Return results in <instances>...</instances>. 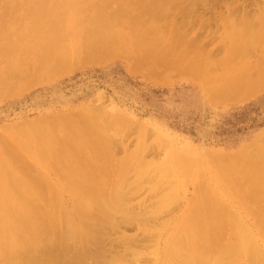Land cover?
Returning a JSON list of instances; mask_svg holds the SVG:
<instances>
[{
  "label": "rangeland",
  "instance_id": "1",
  "mask_svg": "<svg viewBox=\"0 0 264 264\" xmlns=\"http://www.w3.org/2000/svg\"><path fill=\"white\" fill-rule=\"evenodd\" d=\"M160 1L161 0H0V162H2L5 156L17 155L19 157L22 154L23 157H21L22 155L20 156L22 161L26 162L25 164H27L28 161V166H35V174L37 176L39 175V178L40 175H46L44 178L46 179L48 177V179H50H46V182L48 180L47 183L49 188L52 185L50 188L51 190L48 189L47 192H43L44 187L41 188V185L45 186L47 183H45L44 180L42 181L41 176L39 181L42 184L39 183L38 196L42 195L41 199H47L50 195L49 200L50 202L52 201V205H54V202L56 204L58 201V206L60 208L58 206V208H55V210L57 209L58 211L55 212L53 210L54 208H52L55 213L53 214L52 211V214L56 217L55 219L53 216L55 225L53 222L52 225H54L55 228L57 226L60 227V236L64 233V238L58 235L54 236L55 232L58 233L59 231H57L58 228H52L51 232L53 231V233L50 236V251L52 252L56 248H61L59 245H56L58 237L65 240L66 237L69 236L70 238V235L74 233L76 238L71 236L73 241H69V239L66 241L69 246L64 242L65 247L71 249V251L69 250L68 253L65 247H62L64 250L60 249L62 252L67 250L65 253L69 254L68 256L73 260V264L75 258L78 257L77 254L80 256L81 252L78 251H81L84 246V244L81 245L83 240L84 242L86 241V246H90L92 241L93 244H95V242L100 243V246L98 243V245L95 244V246L100 249L103 241L110 246V240L114 242L117 240L118 243L119 239L126 236L128 238H138V236L140 238L143 236L140 238L142 242L146 237L148 238L147 240L150 238L152 239H150V243L149 241L147 242V240L143 242L144 247L147 248V250L143 248L145 252L141 251L144 255L142 258L145 260L141 258L138 262H142V264H174L176 263L175 261H177L180 263L181 260H179L178 256L176 257V253L179 252L182 246L184 247V250L183 247L181 248L183 252L195 246L199 249L204 245V243L199 245L201 241L197 243V240H202L200 237L202 235H199L197 227L195 228V225L190 222L192 219L191 217L195 214V210L199 207V199L202 200L203 204H206L204 203L206 200V202L210 204H212V202H215L217 205L220 204L217 207L222 206L219 207V209H222V211L228 215V222L231 220L230 224L228 223L229 226L228 224L226 225V227H228L227 230H225L227 232L230 229V231L224 234L227 235L226 240L229 237V244L228 240L223 243L226 244L228 248L225 247L227 249L231 250V252L228 251L230 253H232L235 245L231 243H237L238 247H235V249L238 250L236 254L233 252L235 255L232 254L231 258L227 255L229 259L226 262L234 264L237 261L235 264H249V258L253 259L257 256L251 251L252 248L259 250V252H262L261 255H264V219L261 216L264 211V198H261V196H258V194L254 192L248 178L251 172V165L256 164L260 158L264 160V89L249 98L238 97L232 99L226 97V94L221 93L224 92V88L234 83L235 79L245 73L246 68L253 65L254 62L258 60L259 54L264 50V22L261 28L254 27L253 30L251 29L252 31H257L256 34L262 38H259V40L257 38L256 44H254V42L251 46V49L254 51L250 50L247 57H245L246 59H244V55L243 58L242 56H235L231 53V50H234V47L239 45V32L238 35H236L237 37L234 38L236 31H233L232 28L234 27H232L230 23L225 22L227 24L223 23L220 25L217 21L218 18H216V14L221 12L224 13L223 16L226 14L225 17H227L228 13L224 4V6L220 4L221 6L219 5L218 7V5L212 1L210 4L212 6L215 4L214 9H216V14L207 12L204 15L206 20L207 18L211 19L212 27L210 26L209 29L206 27L202 33L196 32L197 38L199 40L201 39V41L203 40L202 42L204 44L202 42L200 44L204 46L203 48L205 50L196 47L198 49H196V51L192 49L194 47H189V55H187L184 53L186 48L182 46V43H179V46L176 45L177 47L175 50L173 49V39L171 38L169 30L160 29L162 31L161 34L159 31L161 36H158V33H156V35L155 32L153 33L152 31L154 23L148 19L146 14L153 6L156 7V4L158 5ZM243 2L242 0L240 4L242 5ZM252 2H248L250 3L248 5L250 8L249 12L251 11L250 13L256 17L254 19H259V17L261 19L262 15L259 8L257 7L256 10H254L253 5L255 8V3ZM244 6L246 5L244 4ZM199 8H201V6ZM224 9L225 11L223 12ZM254 11L256 14L259 13L254 15ZM239 12L240 10H236L234 14L238 16L240 14ZM213 14L215 19H213ZM71 15H75L74 20L70 17ZM237 19L239 20V16ZM230 26L232 28H230ZM108 27H111V29L115 31L118 30V35L120 33L119 38H121L120 41L123 45L121 48L123 51L116 52L117 55L115 56H106L104 53V55L101 54L96 56L91 49L93 47L86 44V35L90 31H103L108 29ZM238 28H241V26H238ZM206 29H208V33L205 31ZM195 30L197 31V28ZM211 30L213 31L211 32ZM204 32L207 34H203ZM209 33L212 35L210 36ZM152 36H154V38ZM204 36L211 38L205 39L206 37ZM159 37H161V39ZM155 38L160 41H158L159 44L156 40L154 42ZM213 41L214 43H212ZM51 43L60 44L62 48L64 47L67 49L66 61L55 65L48 75L40 76L38 74V65L40 60L46 55L45 47ZM253 46L257 48L255 47L254 49ZM178 49L180 50L178 51ZM215 52L217 53L215 54ZM161 53H167L174 57L176 56L178 58L176 59L178 63L177 67L173 68L171 71L161 69L162 64L160 66L161 71L154 69L146 70L137 67L144 57L150 54L155 55ZM86 54L89 56V59H87ZM90 56L94 57L90 59ZM237 57L238 59L235 60ZM249 57H252L251 60ZM247 58H249L248 61ZM15 59L17 61H15ZM240 72L242 73L239 74ZM14 74H17V77ZM11 75H14L17 80L11 79ZM33 78H36L37 81L35 85L29 83V80ZM111 122H114V124L112 125ZM126 122L128 123L127 126H125ZM29 128L32 129L30 135L27 132ZM74 128L80 130L78 136L72 132ZM97 134L98 136L102 134L101 137L104 141L102 138H100L99 141ZM26 137L30 138L32 142L28 149L24 150L23 142ZM105 139L111 142L109 143V147ZM102 141L104 143V150L107 151L108 156L106 152L103 151V147H101ZM53 144L55 148L52 147ZM141 148L142 151L140 152ZM19 150L21 151L19 152ZM26 152L34 153L33 160H27V158H25L27 157ZM141 153L142 156L140 155ZM83 158H87L86 161H88V159L90 160L86 162ZM139 158L140 160L137 161ZM146 158L149 159L146 160ZM252 158L254 159L252 160ZM143 160L145 162H143ZM168 160L170 162H168ZM181 160H183V164H181ZM262 160H259L258 164L264 162ZM118 163H126L128 168H132L131 170L129 168L130 171L128 175H124L126 177L124 179L114 172H112L114 176H112V173L108 174L109 172L104 174L101 173L104 178H101L98 174L99 178L96 177L97 173H93V170L91 171L90 169L93 164L95 165L94 167L97 168L95 170L103 169L102 167L104 166L108 167V164L109 167L114 166L113 169H116ZM247 163L250 164L249 166L247 165L248 168L246 169ZM146 164L147 167L145 166ZM227 166L229 167L227 168ZM5 167L7 168L6 165ZM38 168L42 171L40 172ZM110 169L113 171L112 167ZM170 169L173 173L169 171ZM75 170L77 172H75ZM108 175H111L110 178ZM178 175L180 177H178ZM117 178L118 180L120 179L119 181H122V183H119ZM111 181H114V185H112L113 182L111 183ZM115 181H117L116 184L118 185H123L125 182L126 185L123 186L127 189L132 188L131 185L133 184L134 186L137 184L140 186L141 184L140 187L138 186L139 188L135 187V189L137 188L136 193L139 197L135 196L136 193H134L135 195L132 194L135 192L133 188L130 189L132 193L128 191L131 195H129L128 192H123L125 188L122 186L123 189H121L122 187L120 188V185H117L119 187L117 188ZM139 181L141 182L139 183ZM97 183H99L100 186L102 185V187L99 185L94 186ZM106 184H108V187ZM103 186L107 188L108 193H111V195L114 194L112 196L108 194L109 198L106 196L107 200H105L106 189H103ZM113 186H116L115 189H119L120 191L115 190ZM82 187L86 189L89 188L88 190L90 192L92 191L91 193H96L99 189V193L101 191L100 194L105 197L104 202L107 201L108 203L110 202V198L112 201V199L115 198L114 196L117 195L116 197L118 199V196L120 197L122 194L121 192H123V194L129 195V197L131 196V200L127 195L123 196V194L122 196L124 199L127 197L125 200H122V197L119 198V201L117 199L114 200L117 204L120 202V205L123 204L121 201L125 203V201L129 199L131 203L127 200L130 204L126 201L127 205H122L123 208L130 205L133 211L134 209L136 211L138 210L137 212L139 214L136 212V215L146 216L147 214H144L145 212L142 210L143 207H145V210L160 215H154L153 219L155 218L156 221L155 219H152L153 221L150 220L152 222L147 221L148 225L145 224V227H143V225H141L142 227L138 226L139 219L137 222L132 221L131 227L129 224L124 226V224L119 222V229H110V226L112 227V225H110L112 223V221L110 223V219L115 216L113 213L108 220L110 225L108 226L109 228L106 227L107 221L104 225L107 233H103L104 230L102 229L103 226L100 227L101 224L97 227L94 226L97 222H94L92 226L90 223L93 222L91 221L88 224V228H90V225L91 228H97H94L95 233H97V236L95 234L94 238L96 236L98 240L95 239L94 241L92 237L93 240L88 244L87 238L91 239V237H89L91 235L85 231L86 228L80 223L81 221H79V215L77 214H79L80 210L85 213L91 211L90 209H97L96 205L103 201L98 200V202H95V205L93 204L94 201L93 203L92 200L87 201L90 200V198L93 199L94 197L92 196H95V194L86 193V195L84 194L85 196L83 195L84 199H87L89 196L90 198L87 200L83 199L82 206L86 205L84 207L88 210H83V208L80 209L81 207L78 210L75 207L74 201L82 195L80 193L85 192V190H81L83 189ZM95 187L98 189H95ZM77 188H80L81 191ZM93 188L96 192L92 190ZM208 189H210V191ZM88 190L86 191L88 192ZM206 190L207 192L205 193L207 194L205 195L204 191ZM52 191L54 193H52ZM116 191H118V194H121L118 195ZM2 195L4 196L3 193ZM53 195H56L55 197H57V200L53 198ZM101 195L100 197H102ZM209 198H213V201H209ZM112 203L114 204L113 201L109 204ZM142 203L145 204V206ZM117 204L116 207L118 208ZM73 205L75 206L72 207ZM109 206L111 207V205ZM112 206L114 207L115 204ZM42 207V204H40L39 208L42 209ZM62 210L64 212V217H62L61 214ZM70 212L73 214H71L72 216L68 214ZM57 216L60 219H58ZM139 216L135 217L139 218ZM66 217L68 218V222L74 221L77 229L81 230L77 231L76 227L72 224V227H74L73 231L72 227H70L71 225L69 226L70 223L65 221L66 219L64 220ZM69 219H71V221ZM62 221H64L65 224ZM188 221L191 224L188 223ZM186 223L188 226H186ZM232 223H234V225H232ZM62 225H66L65 228ZM226 227L224 229H226ZM258 227L261 229L259 230ZM40 228L41 225L38 226V239L40 241L37 246L39 247L38 253H42L43 251L46 252L45 243L43 244L45 240ZM53 229L56 231L54 232ZM63 229L64 231L68 229V232L72 233L66 236ZM120 229L122 234L119 232ZM242 229L246 230L250 236V242L247 243L248 249L245 247L242 239L244 235ZM192 230L195 232L189 233V231ZM181 232H183L184 235L181 234ZM233 232L236 238H233ZM102 233L107 236L104 237V239L108 237V239H110V237L111 239L104 240L103 236H99ZM123 233L125 234L123 235ZM252 234L255 238L251 237ZM118 235L122 236L119 237ZM213 235L212 233L210 234L211 237ZM221 235L223 236V233ZM79 236L80 238L78 239L80 242L77 240ZM177 236H181L178 240H181L180 245L178 242L180 248L177 245L175 246ZM193 236L195 237L192 239ZM55 237H57L56 240ZM83 237H85V239ZM182 238L184 240H182ZM188 238H190V241H188ZM232 238L234 241L232 240L231 242ZM170 239H173V244ZM223 239L225 240V238ZM54 240L56 242H54ZM76 240L80 244L77 243V249L74 244ZM212 240L214 241L215 239L213 238ZM60 241L61 240H59V242ZM183 241L185 243H183ZM222 241L215 243L218 244V247L216 245L217 248L224 247ZM69 242H73L75 246L69 244ZM220 242L221 246H219ZM41 244L43 245L42 248ZM53 244L55 246H53ZM237 244L235 246H237ZM60 245H62L61 242ZM188 245H192V248ZM91 246L93 247V245ZM79 248L81 249L79 250ZM239 249L241 252L238 253V251H240ZM60 250H54V252L58 253L54 254V256L56 255V258L54 257L55 259L51 256V264H63L62 261H65H57L60 254L67 256V254L61 253ZM146 251L149 252L146 253ZM70 252L72 253L70 254ZM169 252L172 253L171 256H169ZM41 253H39L40 256L37 255L39 263L45 261V256L42 257L45 253ZM167 253L169 255H167ZM216 254L219 255L217 252ZM253 254L255 257H253ZM236 255L240 258H236ZM167 257L169 259H167ZM257 257L264 261V256ZM257 257L255 258L256 260L259 259ZM39 258L40 260L43 259L39 261ZM64 258L66 259V257L60 259ZM130 258L129 256V259ZM70 259H66V262L69 263ZM76 260L75 264L78 261ZM225 260L226 258L224 261ZM130 261L131 260L127 263L133 264V262ZM121 262L113 264H121ZM138 262L136 264H140ZM89 263L93 264L94 262L91 261ZM100 263L105 264L104 262ZM127 263L124 261L122 262V264ZM41 264H45V262ZM107 264L111 263L108 262ZM223 264L228 263L224 262Z\"/></svg>",
  "mask_w": 264,
  "mask_h": 264
},
{
  "label": "bare ground",
  "instance_id": "2",
  "mask_svg": "<svg viewBox=\"0 0 264 264\" xmlns=\"http://www.w3.org/2000/svg\"><path fill=\"white\" fill-rule=\"evenodd\" d=\"M214 2L216 5H218V7H219V5L220 4H224L225 5V9H226V11H227V13H228V16L227 17H225L226 16V14H225V16H223V14L224 13H221V12H219V13H215L216 12V9H214V6H215V4L212 6L210 3L211 2ZM244 2L242 3V5L240 4L241 2H242V0H161L160 2H159V4L157 5L156 4V7H152L148 12H147V14H146V16L148 17V19H150L153 23H154V28L152 29V31H153V33L155 32V34L156 33H158V36L161 34V30L160 29H165V30H169V32H170V34H171V38L173 39V49L175 50L176 49V47L177 46H179L178 44L179 43H182V46H184L186 49H185V51H184V53L185 54H187V55H189V51H188V48L189 47H194V48H192V49H197L198 47H200V48H202V49H204L203 47V45H201L200 43L203 41H201V39L199 40L198 38H197V35H196V32H200V33H202L203 31H204V29L207 27L208 29L210 28V26H211V19H208L207 18V20L205 19V14L207 13V12H212V13H215L217 16H216V18H218V22L220 23V25L221 24H227V23H225V22H228V23H230L231 24V26L232 27H234V28H232L231 26H230V28H232L233 29V31L235 30L236 31V33H235V36H234V38H236L237 36L236 35H238V32H239V39H238V44L239 45H237L236 47H234V50H231V53L233 54V55H235V56H242V58H243V55H244V59H246L245 57H247V54L250 52V50H252L251 49V46L253 45V43L254 44H256V42H257V38H258V40H259V38L260 39H262L259 35H257L256 34V32L257 31H252L253 30V28L255 27V28H261V26H262V24H263V22H264V17H263V14H264V0H259V1H256V0H243ZM253 1V2H252ZM148 2V1H147ZM248 2H252V3H255V8H254V5H253V9L254 10H256V8L258 7L259 8V10H260V12H261V15H262V18L260 19V17H259V19H254V18H256V17H254L253 16V14H251L250 12H249V4L250 3H248ZM244 4L246 5V6H244ZM223 5V6H224ZM201 6V8H199ZM221 6V5H220ZM240 6V7H239ZM241 6H242V10H241ZM252 8V7H251ZM149 9V8H148ZM225 9L223 10V12L225 11ZM252 9V10H253ZM124 10V9H123ZM236 10H240V14L239 13H236V14H239L238 16H239V20L237 19L238 18V16L237 15H235L234 14V12L236 11ZM253 12V11H252ZM255 12V11H254ZM258 12V11H257ZM137 13V12H136ZM259 13V12H258ZM257 13V14H258ZM256 14V12L254 13V15ZM256 14V15H257ZM208 15V14H207ZM213 16H214V14H213ZM71 18H72V20H74L75 19V15L74 16H70ZM52 19V18H51ZM147 19V18H146ZM213 19H215V16H214V18ZM212 19V20H213ZM125 20V19H124ZM145 20V19H144ZM64 22V21H63ZM141 22V21H140ZM146 22V21H145ZM142 23V22H141ZM218 23V24H219ZM42 24V23H41ZM215 24V23H214ZM228 26V25H227ZM236 26H237V28H236ZM238 26L240 27L241 26V28H238ZM140 27H141V25H140ZM212 27V26H211ZM218 27H219V25H218ZM197 28V31L195 30ZM220 28V27H219ZM229 28V27H228ZM236 28V29H235ZM118 29V28H117ZM208 29H206L205 31L207 32V30ZM214 29V28H213ZM252 29V30H251ZM8 30V29H7ZM159 31H160V34H159ZM213 30H211V32H212ZM220 31V30H219ZM82 32V31H81ZM206 32H204L203 34H205ZM208 33V32H207ZM206 33V34H207ZM216 33H217V31H216ZM154 34V35H155ZM210 34V33H209ZM62 35V34H61ZM119 35H120V33H119ZM119 35H118V30L117 31H115L114 29H111V27H108V29H106V30H103V31H90L87 35H86V44L88 45V46H92L93 48H91L92 50H93V52L96 54V56H99V55H104V54H106V56L107 55H110V56H115V55H117V53L116 52H122L123 51V49L121 48V46L123 47V45H122V43H121V41H120V39L121 38H119ZM157 35V34H156ZM155 35V36H156ZM212 34H210V36H211ZM262 35V34H261ZM161 36V35H160ZM163 36V35H162ZM203 36V35H202ZM216 36V35H215ZM263 36V35H262ZM62 37V36H61ZM153 38H154V36H152ZM200 37H201V35H200ZM204 37H206V36H204ZM203 37V38H204ZM63 38V37H62ZM157 38V37H156ZM154 39V42H155V40L158 42L159 40H157V39ZM160 39H161V37H159ZM202 38V37H201ZM209 39L211 38V37H208ZM207 37L205 38V39H208ZM176 39V40H175ZM153 40V39H152ZM263 40H264V38H263ZM262 40V41H263ZM212 41V40H211ZM215 41H217V40H215ZM143 42H144V40H143ZM160 42V41H159ZM159 42H158V44H159ZM210 42V41H209ZM236 42V41H235ZM116 43V44H115ZM146 43V42H145ZM145 43H143V44H145ZM203 43V42H202ZM212 43H214V41L212 42ZM150 44V43H149ZM184 44V45H183ZM204 44V43H203ZM260 44V43H259ZM171 45V44H170ZM177 45V46H176ZM210 45V44H209ZM227 45V44H226ZM67 46V45H66ZM257 46V45H256ZM256 46H253L254 47V49H255V47ZM68 47V46H67ZM71 47V46H70ZM197 47V48H196ZM209 47V46H208ZM258 47V46H257ZM256 47V48H257ZM64 48V47H63ZM62 48V46L60 45V44H57V43H55V44H48L46 47H45V50H46V55L40 60V63H39V65H38V74L40 75V76H44V75H48V73L52 70V68L55 66V65H57V64H60V63H64L65 61H66V57H67V49L66 48H64L63 49ZM90 48V47H89ZM183 49V48H182ZM199 49V48H198ZM197 49V50H198ZM180 49H178V51H179ZM196 50V51H197ZM205 50V49H204ZM220 50V49H219ZM218 50V51H219ZM257 50V49H256ZM258 50H260V49H258ZM201 51V50H200ZM199 51V52H200ZM221 51H222V48H221ZM252 51H254V50H252ZM158 52V51H157ZM257 52V51H256ZM104 53V54H103ZM217 52H215V54H216ZM222 53V52H221ZM120 54V53H119ZM178 54V53H177ZM192 54V53H191ZM210 54H211V52H210ZM87 55V54H86ZM246 55V56H245ZM184 56V55H183ZM218 56V55H217ZM248 56H250V55H248ZM253 56H256V55H253ZM92 57H94V56H90V59L92 58ZM238 57L237 58H235V60H237L238 59ZM106 58V57H105ZM183 58V57H182ZM250 58V60H251V58L252 57H249ZM249 58H247V61L249 60ZM254 58V57H253ZM17 59V58H16ZM15 59V61H17ZM87 59H89V56L87 55ZM176 59H178L176 56L174 57L173 55H170V54H167V53H161V54H150L149 56H147V57H144L140 62H139V64L137 65V67H140V68H143V69H146V70H151V69H154V70H160L161 71V69H164L165 71H171L173 68H175V67H177V65H178V63H177V60ZM210 59V58H209ZM213 59V58H212ZM243 59V60H244ZM184 60V59H183ZM188 60V59H187ZM242 60V59H241ZM185 61V60H184ZM245 61V60H244ZM95 62V61H94ZM109 62V61H108ZM236 62V61H235ZM242 62V61H241ZM182 63V62H181ZM186 63V62H185ZM87 64H88V61H87ZM86 64V65H87ZM161 64H162V68L160 67L161 66ZM16 65V64H15ZM180 65H183V64H180ZM187 65V64H186ZM184 66V65H183ZM14 67V66H13ZM18 68V67H17ZM33 68V67H32ZM161 68V69H160ZM15 69H16V67H15ZM37 70V69H36ZM32 71H33V69H32ZM187 71H189V70H187ZM214 71V70H213ZM246 72L245 73H243V74H241L242 72H240L239 74H241L237 79H235V82L234 83H232V84H229L226 88H224V92H222L221 94H226L225 96L226 97H228V98H238V97H246V98H249V97H252L255 93H257V92H259V91H261V90H263L264 89V50L261 52V54H259V58H258V60L256 61V62H254V64L253 65H251V66H249L248 68H246V70H245ZM12 72V71H11ZM34 73V72H33ZM18 74V73H17ZM16 74V75H17ZM15 75V74H14ZM14 75H11V79H14V80H17V76L15 77ZM32 75V74H31ZM35 75V74H34ZM158 75V74H157ZM29 76V75H28ZM36 76V75H35ZM27 78V77H26ZM39 81V80H38ZM36 78H33V79H31V80H29V83H31L32 85H35L36 84ZM43 83V82H42ZM42 83H39V84H42ZM14 85V84H13ZM14 87H16V86H14ZM32 87V86H31ZM12 94V93H11ZM84 117V116H83ZM86 118V117H85ZM109 121V120H108ZM116 121V120H115ZM53 123V122H52ZM112 123V122H111ZM124 123V122H123ZM114 124V122L112 123V125ZM127 122H126V125L125 126H127ZM109 126H111L110 124H108ZM98 126V125H97ZM96 126V127H97ZM98 128V127H97ZM106 128V127H105ZM118 128V127H117ZM132 129V128H131ZM96 130V129H95ZM102 130H104V129H102ZM61 131V130H60ZM133 131V130H132ZM28 134L30 135V133L32 132V129H28ZM72 132L76 135V136H78V134L80 133V130L79 129H77V128H74L73 130H72ZM98 133V132H97ZM101 133V132H100ZM136 133V132H135ZM49 134V133H48ZM140 134V133H139ZM95 135V134H94ZM102 135V134H101ZM101 135H99L98 136V134H97V136L99 137V141H100V138H102L101 137ZM13 136V135H12ZM96 136V135H95ZM115 137V136H114ZM105 138H106V135H105ZM111 138V137H110ZM110 138H108V139H110ZM33 139V138H32ZM103 139V138H102ZM101 139V140H102ZM54 140V139H53ZM17 141V140H16ZM95 141H97V140H95ZM103 141H104V139H103ZM103 141H102V146L101 147H103V151L104 152H106V154H107V156H108V153H107V151L106 150H104V143H103ZM107 141V142H106ZM150 141V140H149ZM31 142H32V140L30 139V138H28V137H26L25 138V140H24V142H23V148H24V150H26V149H28V147L31 145ZM56 142V141H55ZM75 142V141H74ZM105 142L107 143V145H108V147L110 146V144L109 143H111L110 141L108 142V140H106L105 139ZM105 143V144H106ZM12 145V144H11ZM52 146V145H51ZM50 146V147H51ZM114 146V145H113ZM40 147V146H39ZM38 147V148H39ZM52 147H54V144H53V146ZM112 147V146H111ZM117 147V146H116ZM55 148V147H54ZM15 149V148H14ZM21 149V148H20ZM40 149V148H39ZM52 149V148H51ZM84 149V148H83ZM86 149V148H85ZM106 149V148H105ZM22 150V149H21ZM21 150H19V152L21 151ZM49 150V149H48ZM80 150V149H79ZM250 150V149H249ZM30 151V150H29ZM82 151H84V150H82ZM89 151V150H88ZM142 151V148H141V150H140V152ZM247 151V150H246ZM261 151V150H260ZM47 152H49V151H47ZM80 152V151H79ZM49 153H51V152H49ZM56 153V152H55ZM54 153V154H55ZM84 153V152H83ZM103 153V152H102ZM24 154V153H23ZM33 154V155H32ZM80 154H81V152H80ZM89 154V153H88ZM258 154V153H257ZM22 155V154H21ZM20 155V156H21ZM82 155V154H81ZM86 155V154H85ZM141 156H142V153L140 154ZM264 155V154H263ZM18 157L17 155H11V156H5V158L2 160V162H0V264H41V263H43V262H45V264H51V256H52V258H56V255L54 256V254H57L56 252H54V250L56 251H58V250H60V249H62V247H65V243L64 242H66L68 239H69V241H73V238L72 237H75L76 238V236L74 235V233H72V232H68V229H67V231H64V229H63V231L65 232V235L67 236V235H70L71 233L73 234H71L70 235V238H69V236L68 237H66L65 238V240H63V239H60V237L62 238H64V233L62 234V236H60V234L59 233H61L60 231H59V229H60V227H56V228H58L57 229V231H59L58 233H56L55 231L56 230H54V229H56L55 228V223L53 222V214H55L54 213V211L55 212H57L58 210L56 209L55 210V208H58L59 206H58V201H57V205L55 204V202H54V205H52V201L50 202V200H49V197H50V195H49V197L47 198V199H45V198H42L41 199V196H38L39 194H38V187H39V183H41L40 181H39V179L41 178V176H42V181L44 180L45 181V183H47L48 182V180H50V179H48V177L46 178V179H48L47 180V182H46V179L44 178V177H46V175L44 176V175H40V178H39V175L37 176L36 174H35V166L34 167H32L31 165L30 166H28V164H29V162L27 161V160H33V158H34V153H28V152H26V156L27 157H25V158H27V164H25L26 162H24V161H22V159H21V157H23V155L21 156V157ZM56 156V155H55ZM89 156V155H88ZM106 156V155H105ZM106 156V157H107ZM145 156V155H144ZM213 156V155H212ZM151 157V156H150ZM260 157V156H259ZM263 157V156H262ZM58 158V157H57ZM134 158H135V156H134ZM24 159V158H23ZM84 159V158H83ZM144 159V158H143ZM149 159V158H148ZM147 158H146V160H148ZM191 159H192V157H191ZM190 159V160H191ZM251 159V158H250ZM254 158H252V160H253ZM256 159V158H255ZM25 160V159H24ZM87 160V158L86 159H84V161H86ZM90 159H88V161H89ZM107 160H108V158H107ZM140 160V158L139 159H137V161H139ZM142 160V159H141ZM204 160V159H203ZM259 160H262L261 158L259 159ZM258 160V161H259ZM48 161V160H47ZM46 161V162H47ZM71 161V160H70ZM69 161V162H70ZM83 161V160H82ZM88 161H86V162H88ZM183 160H181V164H183V162H182ZM258 161L256 162V164H252L251 165V172H250V174H249V182H250V184L252 185V188H253V190H254V192L256 193V194H258V196H261V198L263 197L264 198V162H260L261 164H258ZM262 161H264V160H262ZM37 162V161H36ZM85 162V163H86ZM142 162V161H141ZM141 162H139L140 164H142L143 162H145L144 160H143V162L141 163ZM168 162H170L169 160H168ZM193 162V161H192ZM30 163H32V162H30ZM60 163V162H59ZM90 163V162H89ZM204 163V162H203ZM7 166V168L5 167V165ZM71 164V163H70ZM148 164V163H147ZM147 164L145 165L146 167H147ZM233 164V163H232ZM235 164V163H234ZM250 164V163H249ZM249 164L247 163L246 164V169L248 168L247 167V165L249 166ZM74 165V164H73ZM112 165V164H111ZM115 165V164H114ZM207 165V164H206ZM209 165V164H208ZM95 165L93 164V165H91V171L93 170V173H97V175H96V177H99V175H100V177L101 178H104V177H102V175H101V173H108V174H111L112 172H114V173H116V174H118V175H120V177L122 176L123 177V179L124 178H126L125 176H126V174L128 175V172L132 169V168H130V170H129V168H128V166L126 165V163H118V166L116 165V169H113L114 168V166H110L109 167V164H108V167H109V169L112 167V169H113V171L110 169H108V167H102L103 169H99V170H95V169H97L96 167H94ZM99 166V165H98ZM141 166H143V165H141ZM161 166V165H160ZM197 166V165H196ZM31 167V168H30ZM92 167H94V168H92ZM100 167V166H99ZM172 167V166H171ZM170 167V168H171ZM199 167V166H198ZM229 166H227V168H228ZM33 168V169H32ZM49 168V167H48ZM78 168V167H77ZM81 168V167H80ZM79 168V169H80ZM184 168V167H183ZM200 168V167H199ZM233 168V167H232ZM242 168V167H241ZM241 168H239V169H241ZM39 169V168H38ZM38 169H36V170H38ZM193 169V168H192ZM78 170V169H77ZM142 170V169H141ZM146 170V169H145ZM145 170H143V171H145ZM39 171L41 172L42 170H40L39 169ZM51 171V170H50ZM164 171H166V170H164ZM170 172H171V169L169 170ZM38 172V171H37ZM36 172V173H37ZM75 172H77L76 170H75ZM160 172V171H159ZM167 172V171H166ZM169 172V173H170ZM175 172V171H174ZM179 172V171H178ZM245 172V171H244ZM137 173H139V172H137ZM145 173V172H144ZM171 173H173V172H171ZM170 173V174H171ZM194 173H195V170H194ZM206 173V172H205ZM43 174V173H42ZM99 174V175H98ZM115 174V176L117 177V175ZM161 174V173H160ZM125 175V176H124ZM140 175V174H139ZM143 175V174H142ZM141 175V176H142ZM145 175V174H144ZM174 175H175V173H174ZM210 175V174H209ZM239 175V174H238ZM51 176V175H50ZM104 176V175H103ZM110 176L111 175H108V177L110 178ZM112 176H114V174L112 173ZM138 176V175H137ZM146 176V175H145ZM211 176V175H210ZM245 176V175H244ZM95 177V176H94ZM99 177V178H100ZM107 177V176H106ZM107 177V178H108ZM139 177V176H138ZM178 177H180L179 175H178ZM197 177V176H196ZM199 177V176H198ZM201 177V176H200ZM206 177V176H205ZM212 177V176H211ZM191 178V177H190ZM204 178V177H203ZM236 178V177H235ZM114 179H116V178H114ZM141 179V178H140ZM139 179V180H140ZM192 179V178H191ZM199 179V178H198ZM212 179V178H211ZM218 179V178H217ZM117 180H118V178H117ZM120 180V179H119ZM118 180V182L119 183H122V181L120 182ZM196 180V179H195ZM231 180V179H230ZM124 181V180H123ZM190 181V180H189ZM101 182H103V181H101ZM113 182V183H112ZM136 182V181H135ZM141 181H139V183H140ZM206 182H208V181H206ZM210 182H212V181H210ZM111 183H112V185H114V181H111ZM117 183V181H115V185L117 186L118 184H116ZM42 184V183H41ZM207 184V183H206ZM245 184V183H244ZM243 184V185H244ZM44 185V184H43ZM97 185H99L100 186V184L99 183H97V184H95L94 186H97ZM104 185V184H103ZM107 185V187H108V184H106ZM105 185V186H106ZM120 185V186H119ZM118 186L121 188L123 185H126V183L124 182V184L123 185H121V184H119ZM136 185V184H135ZM194 185V184H193ZM246 185V184H245ZM248 185V184H247ZM52 186V185H51ZM51 186H50V188H51ZM116 186L114 187V189L116 188ZM117 186V188H119ZM132 186V188H133V190L135 191V192H133L132 193V191L130 190V189H132V188H126V187H124L125 188V190L123 189V187L121 188V189H123V192L125 191L126 193L129 191V192H131L132 194H134V193H136L137 191V188L135 189V187H138L139 185L137 184L136 186H134V184L133 185H131ZM140 186H141V184H140ZM139 186V187H140ZM207 186H208V184H207ZM218 186V185H217ZM216 186V187H217ZM44 187V188H43ZM46 187V188H45ZM72 187V186H71ZM74 187V186H73ZM100 187H102V185L100 186ZM138 187V188H139ZM219 187V186H218ZM249 187V186H248ZM41 188H43L44 190H43V192L45 191V192H47V190L48 189H50L49 188V185H48V183L45 185V186H42L41 185ZM75 188V187H74ZM83 189H81L82 191H84L85 190V192L84 193H80V194H82L80 197H78V199H76L74 202H75V205H73L72 207H76L78 210H79V208L80 209H82L83 208V210L85 209L86 210V207H84V206H86V205H84V206H82V200L84 199V197H83V195L85 194L86 195V193L87 194H95V196L93 195L92 197H94L93 199H91L90 198V196L89 195H87V196H89L87 199H89L90 198V200H87L86 198V200L87 201H91L92 200V203H93V201H94V203L93 204H95V202H98V200L100 201H103V202H99L100 204H98V205H96V207H97V209H90L91 211H89V212H85V213H83L82 212V210H80V212H79V214H77V215H79V221H81L80 223H82L84 226H85V231H87V233L89 234V235H91V236H89L88 234H86V235H88L89 237H91V239L90 238H87V242H88V244H89V242H91V240H93L94 239V241H95V239L96 240H98V238H96V236H97V233H95V230H94V228L95 229H97L96 227H92L91 228V225L89 226L90 228H88V224L92 221L93 223H90V224H92V226H93V224H94V222L97 224H94V226H97L98 227V225L99 224H101L100 225V227H102V229L104 230L103 231V233H107V230H106V227H108V226H110V225H112V227L110 226V229L112 228V229H119L120 228V223H122V224H124V226H126L127 224H129V226L131 227L132 225V221H135V222H137V220H139L138 221V226H141V225H143V227H145V224H147L148 225V222L147 221H150V220H152L153 219V217H154V215L155 216H157V215H160V214H158V213H155V212H152V211H147V210H145L144 208L145 207H143V209H142V207H141V209L145 212H143L144 214H147L146 216L145 215H143V216H139V215H136L138 212V210L136 211L135 209H134V211H133V209H132V207L129 205L128 207L126 206V208H123V206L122 205H127L126 204V201L128 200L129 202H130V200H131V196L129 197V195H131V193H129L128 192V194L129 195H127V194H123V192H121L122 194H123V196H126L127 195V197H129L130 198V200L129 199H127L126 201H125V203L124 202H122L121 201V203H123V204H120L119 205V203L117 204L116 203V201H114V200H116L117 199V195H115L114 197V199H112V201L114 202V204H115V206L113 207L112 205H114L113 203L112 204H109L110 202H112L111 201V198L109 199V203L106 201V202H104V199H105V197L107 196L108 198H109V195L108 194H110L111 195V193H108L107 192V188H104V186H103V189H106V193H107V195H106V193H105V197H103L100 193H101V191H100V193H99V189L97 188V187H95V189L97 188L98 190H97V192H96V190H94V188L92 189V190H94L96 193H98V194H96V193H91L88 189H86V188H84V187H82ZM142 188V187H141ZM208 188V187H207ZM246 188V187H245ZM46 189V190H45ZM71 189V188H70ZM77 189H79V191H81L80 190V188H77ZM77 189H75V190H77ZM126 189H127V191H126ZM216 189V188H215ZM51 190V189H50ZM53 190V189H52ZM73 190V189H72ZM86 190H88V192L86 191ZM115 190H118V191H120L119 189H115ZM209 191H210V189H208ZM70 191V190H69ZM118 191H116V193L118 194ZM213 191V190H212ZM220 191V190H219ZM248 191V190H247ZM252 191V190H251ZM195 192V191H194ZM201 192V191H200ZM205 192H207V190L206 191H204V194L206 195L207 193H205ZM2 193L4 194V196L2 195ZM49 193H51V192H49ZM52 193H54L53 191H52ZM69 193V192H68ZM77 193V192H76ZM115 193V192H114ZM115 193V194H116ZM121 193H119V194H121ZM213 193V192H212ZM118 194V195H119ZM122 194L120 195V197H122L123 199L122 200H125L124 199V197L122 196ZM140 194V193H139ZM194 194V193H193ZM84 195V196H85ZM96 195H99V196H96ZM100 195L102 196V197H100ZM112 195H114V194H112ZM111 195V196H112ZM135 195V194H134ZM216 195V194H215ZM231 195V194H230ZM46 196H47V194H46ZM54 197L53 198H55L56 200H57V197H55L56 195H53ZM72 196H73V194H72ZM77 196V195H76ZM110 196V197H111ZM136 197L138 196V194L136 193V195H135ZM195 196V195H194ZM232 196V195H231ZM107 197H106V199L105 200H107ZM119 196H118V201L120 200L119 198H120ZM133 197V196H132ZM139 197V196H138ZM202 197H203V195H202ZM209 197H210V195H209ZM235 197V196H234ZM233 197V198H234ZM243 197V196H242ZM74 198V197H73ZM113 198V197H112ZM134 198V197H133ZM204 198V197H203ZM232 198V199H233ZM84 199V200H85ZM210 199V198H209ZM244 199H246V198H244ZM73 200V199H72ZM96 200V201H95ZM213 201V198L212 199H210L209 201ZM216 200V199H215ZM219 200V199H218ZM227 200V199H226ZM128 201H127V203H128ZM207 201V200H206ZM206 201H204V203H206V204H203V202H202V200L201 199H199V207L195 210V214L193 215V217H191L192 219L190 220V222L191 223H193L194 225H195V228L197 227V229H198V233H199V235H202V236H200L201 238H202V240L200 239V240H197L198 242L197 243H199V241H201L200 243H199V245L201 244V243H204V245H202V247L201 248H199L198 246V248L199 249H197L196 248V246L194 247V248H192V245H188V246H191V248L192 249H188V250H185V251H183L182 252V247L180 248V246H178V242H179V245H180V242H181V240L180 241H178L179 240V238L181 237H176V240H177V244L175 243V246L177 245L179 248V252L178 253H176V257L178 256L179 257V260H181V262L179 263V262H177V261H175L174 259V261L176 262V263H174V264H215V263H218V264H223L224 262L225 263H228L229 264V262H226L229 258H228V256L231 258L232 257V254H236V251L238 250H236L235 249V247L237 248L238 247V244L237 243H231V244H237V246H235L234 245V249L232 250V253H230L231 252V250H229V249H227L228 247L226 246V244H224L223 242L225 241V242H227V240H228V244H229V240L230 239H228L227 238V240H226V236L227 235H224V234H227V232H229L230 231V229H229V231H225V230H227V227L229 226V224H230V222H231V220L228 222V215L224 212V211H222V209L220 210L219 209V207H222V206H219V207H217L218 205H220V204H216L215 202H212V204H210V203H208V202H206ZM217 201V200H216ZM220 201V200H219ZM224 201H225V199H224ZM233 201V200H232ZM73 202V203H74ZM131 203V202H130ZM130 203H128V204H130ZM147 203V202H146ZM220 203V202H219ZM228 203V202H227ZM40 204H42V209L41 208H39V206H40ZM85 204H87V203H85ZM116 204L118 205V208L116 207ZM143 204V203H142ZM197 204H198V201H197ZM208 204H210V205H208ZM264 204V203H263ZM88 205V204H87ZM109 205H111V207L109 206ZM144 206H145V204H143ZM165 205V204H164ZM250 205V204H249ZM56 206V207H55ZM58 206V207H57ZM91 206V205H90ZM122 206V207H121ZM133 206V205H132ZM139 206H141V205H139ZM232 206V205H231ZM230 206V207H231ZM137 207V206H136ZM147 207V206H146ZM197 207V206H196ZM253 207V206H252ZM52 208H54L53 210H52ZM60 208V207H59ZM90 208V207H89ZM134 208V207H133ZM232 208V207H231ZM230 208V209H231ZM62 209V208H61ZM137 209H139V208H137ZM147 209V208H146ZM42 210H43V212H42ZM88 210V209H87ZM86 210V211H87ZM150 210V209H149ZM224 210V209H223ZM255 210V209H254ZM40 211H41V213H40ZM52 211H53V214H52ZM154 211V210H153ZM226 211H227V209H226ZM252 211V210H251ZM137 212V213H136ZM140 212V211H139ZM75 213H76V211H75ZM114 213V217L112 218V219H110L111 218V216H112V214ZM141 213V212H140ZM240 213V212H239ZM61 214H62V217H64V212H63V210L61 211ZM70 216H72L73 214L70 212V213H68ZM68 214H66L67 216H69ZM72 214V215H71ZM139 214V213H138ZM157 214V215H156ZM192 214V213H191ZM231 214V213H230ZM186 215H187V213H186ZM190 215V214H189ZM188 215V216H189ZM231 215H233V214H231ZM135 216H139V218H136ZM235 216V215H234ZM237 216V215H236ZM243 216V215H242ZM261 216L263 217V219H264V211H263V214H261ZM41 217V218H40ZM55 217V216H54ZM61 217V218H62ZM150 217V218H149ZM185 217V216H184ZM190 217V216H189ZM57 218L58 219H60L58 216H57ZM71 218V217H70ZM232 218V217H231ZM246 218V217H245ZM55 219H56V217H55ZM66 219V220H65ZM110 219V223H111V221H112V223L109 225V220ZM120 219V220H119ZM155 219V218H154ZM153 219V220H154ZM233 219V218H232ZM239 219H240V217H239ZM244 219V218H243ZM62 220V219H61ZM64 220L65 221H67L68 220V218L66 217V218H64ZM70 221H71V219H69ZM73 220V219H72ZM74 220H75V218H74ZM152 220V221H153ZM76 221V220H75ZM78 221V220H77ZM107 221V222H106ZM152 221H150V222H152ZM155 221H156V219H155ZM249 221V220H248ZM254 221V220H253ZM52 222L54 223V225H52ZM63 223H64V221H62ZM68 222V221H67ZM105 222H106V227L104 228V225H105ZM117 222V223H116ZM120 222V223H119ZM189 221H188V223H190ZM62 223V224H63ZM68 223H70L69 224V226L70 227H72V224H73V226H75V224H74V221H72V222H68ZM79 223V224H80ZM108 223V224H107ZM119 223V224H118ZM190 223V224H191ZM229 223V224H228ZM242 223V222H241ZM65 224V223H64ZM121 224V225H122ZM189 224V225H190ZM228 224V226L226 227V225ZM263 224H264V222H263ZM41 225V231H42V236H44V240L45 241H43V244L45 243V246H46V252H39V253H41V254H44V255H42V257L43 256H45V261H43V262H38V260H37V255H39L40 256V254L38 253V249H39V247H37L38 245H39V236H38V226H40ZM57 225V224H56ZM66 225H68V224H66ZM66 225H62V226H64V228H65V226ZM86 225H87V227H86ZM232 225H234V223H232ZM53 226V227H52ZM129 226H127V227H129ZM186 226H188L187 225V223H186ZM239 226H240V224H239ZM76 227V226H75ZM81 227V226H80ZM129 227V228H130ZM142 227V226H141ZM191 227V226H190ZM193 227V226H192ZM226 227V229H224ZM235 227V226H234ZM52 228H54L53 230H54V232H55V235L54 236H60V237H58V239L56 240V238L57 237H55V240L56 241H58L59 242V240H61L60 242H61V244L62 245H60V242L58 243V242H56L55 240H54V242H56L57 244V246L59 245V247H61V248H56V249H54V247H53V251L51 252L50 251V236H51V234L53 233V231L51 232V230H52ZM62 228V227H61ZM69 228V227H68ZM109 228V227H108ZM107 228V229H108ZM134 228V227H133ZM178 228V227H177ZM194 228V229H195ZM223 228V229H222ZM99 229V228H98ZM102 229H101V231H102ZM140 229V228H139ZM233 229V228H232ZM258 229H259V227H258ZM261 229V228H260ZM259 229V230H260ZM66 230V229H65ZM72 230L74 231V227H72ZM76 230L78 231V230H81V229H77V227H76ZM105 230H106V232H105ZM128 230V229H127ZM142 230H143V228H142ZM179 230V229H178ZM223 232H222V231ZM69 231H70V229H69ZM101 231H100V233H101ZM118 231V230H117ZM122 231H124V230H122ZM183 231V230H182ZM186 231V230H185ZM184 231V233L186 234V232H188V231H186L185 232ZM218 231V232H217ZM236 231V230H235ZM242 233H244V235H243V242H244V245H245V247L248 249V247H247V243H249L250 242V236H249V234H248V232L246 231V230H243L242 229ZM68 232V233H67ZM97 232H98V230H97ZM114 232V231H113ZM116 232V231H115ZM119 232H121V229H120V231ZM191 232H195L194 230H192V231H189V233H191ZM224 232H226V233H224ZM258 232V231H257ZM262 232V231H261ZM67 233V234H66ZM70 233V234H69ZM79 233V232H78ZM81 233H82V231H81ZM80 233V234H81ZM102 233V234H103ZM180 233V232H179ZM178 233V234H179ZM184 233L183 232H181V234H183L184 235ZM214 234L212 237L210 236V234ZM223 233V236L221 235ZM96 234V236H95V238H94V235ZM99 235V236H103V239H104V237H107V236H105L104 234L103 235ZM110 234V233H109ZM118 234V233H117ZM121 234H122V232H121ZM125 233H123V235H124ZM108 235V234H107ZM115 235H116V233H115ZM128 235V234H127ZM188 235V234H187ZM191 235V234H190ZM196 235V234H195ZM199 235H198V237H199ZM229 235V234H228ZM237 235H238V233H237ZM72 236V237H71ZM78 236V235H77ZM98 236V237H99ZM109 236H111V235H109ZM119 236V235H118ZM120 236H122V235H120ZM119 236V237H120ZM126 236V235H125ZM131 236V235H130ZM134 236V235H133ZM141 236V235H140ZM176 236V235H175ZM186 236V235H185ZM216 238H215V237ZM225 236V237H224ZM92 237H93V239H92ZM119 237H118V239H119ZM141 237H143V236H141ZM140 237V238H141ZM187 237V236H186ZM195 236H193L192 237V239L194 238ZM199 237V238H200ZM251 237H253V238H255L254 236H253V234H252V236ZM262 237V236H261ZM72 238V239H71ZM78 238H80V236L79 237H77V240L79 241V239ZM84 239H85V237H83ZM82 238V239H83ZM109 238V237H108ZM107 238V239H108ZM139 238V236H138V238H128L127 236L126 237H122L121 239H119V241H118V243H117V240H115L116 242H114V241H111L110 239H111V237H110V239H108V240H110V246L109 245H107V243L105 242V241H103V244L101 245V248L100 249H98L96 246H95V244L96 245H98L99 244V246H100V243H96L95 242V244H93V241H92V243H91V245H93V247L91 246H86V241L84 242V240L82 241V239H81V241H82V244L81 245H83L84 244V246H83V248H82V250L81 251H78V252H81L80 253V256H79V254H77L78 255V257H79V259H78V257L77 258H75V260L77 261L76 262V264H90L89 262H94L93 264H95V263H97V264H99L100 262H104L105 264H107L108 262L109 263H111V264H113V263H116V262H125V263H127L129 260H131L132 262H133V264L135 263H137L138 261H139V259H141L144 255H143V248H145V250H147V248L146 247H144V241H146L148 238L146 237V239L145 240H143V242L141 241V239ZM185 238V237H184ZM215 239L214 241L212 240V239ZM222 238V239H221ZM223 238H225V240L223 239ZM233 238H236L235 237V235H234V232H233ZM231 239V242H232V240L234 241V239ZM239 238V237H238ZM237 238V239H238ZM71 239V240H70ZM89 239H90V241H89ZM106 239V238H105ZM104 239V240H105ZM106 239V240H107ZM140 239V240H139ZM151 239V238H150ZM150 239L149 240H147V242L149 241V243L151 242L150 241ZM186 239V238H185ZM190 238H188V241H190L189 240ZM191 239V240H192ZM236 239V240H237ZM75 241L76 243H74L75 245H76V249H77V245L79 244V242L78 241ZM152 240V239H151ZM171 240V239H170ZM173 240V239H172ZM172 240H171V243H172ZM182 240H184L183 238H182ZM223 240V241H222ZM100 241V240H99ZM174 241H175V239H174ZM186 241H187V239H186ZM219 241H222V245H224V247L222 248H217L218 247V244H215V243H217V242H219ZM239 241V240H238ZM84 242V243H83ZM147 242H146V244H147ZM192 242V241H191ZM235 242H237V241H235ZM263 242V241H262ZM64 243V244H63ZM78 243V244H77ZM148 243V244H149ZM183 243H185L184 241H183ZM256 243H257V241H256ZM264 243V242H263ZM55 244V243H54ZM53 244V246H55ZM68 243L66 242V245H67ZM69 244H73V242H69ZM73 244V245H74ZM173 244V243H172ZM171 244V245H172ZM227 244V245H228ZM243 244V243H242ZM42 245V244H41ZM64 245V246H63ZM74 245V246H75ZM80 245V244H79ZM151 245V244H150ZM169 245V244H168ZM182 245V244H181ZM216 245H217V247H216ZM67 246H69V245H67ZM86 246V247H85ZM147 246V245H146ZM174 246V245H173ZM185 246H186V244H185ZM219 246H221V242H220V245ZM233 246V245H232ZM43 247V245L41 246V248ZM81 247V246H80ZM108 247H110V248H108ZM243 247V246H242ZM67 250H65L64 252H62L61 250H60V252L61 253H64V254H67V256L66 255H62V254H60L59 255V258L57 259V261H62V260H65L64 262L62 261V263L63 264H67L68 262H66V259H70L69 257L70 256H68L69 254V250L71 251V249H69V248H67V247H65ZM139 248H141V249H139ZM149 248V247H148ZM190 248V247H189ZM81 248H79V250H80ZM170 249V248H169ZM52 250V249H51ZM62 250H64V248L62 249ZM140 250V251H139ZM183 250H184V247H183ZM240 250V249H239ZM264 250V249H263ZM68 252V253H65V252ZM77 251V250H76ZM142 251V252H141ZM171 251H172V248H171ZM228 251H230V252H228ZM245 251V250H244ZM255 255H257V256H261V257H263L264 255H261V253L262 252H259V250H257V249H254V248H252V250H251ZM145 252V251H144ZM149 251H146V253H148ZM165 252V251H164ZM216 252L217 253H219V255L218 254H216ZM234 252V253H233ZM239 252H241V250L240 251H238V253ZM51 253H52V255H51ZM72 252H70V254H71ZM173 253H174V251H173ZM165 254V253H164ZM170 254V255H169ZM169 254L167 253V255H169V256H171V254L172 253H170L169 252ZM229 254H231V255H229ZM234 254V255H235ZM253 254V255H254ZM264 254V253H263ZM73 255V254H72ZM75 255V254H74ZM175 255V254H174ZM228 255V256H227ZM233 255V256H234ZM255 255L253 256V257H255ZM61 256V257H60ZM129 256L131 257L130 259H129ZM243 256V255H242ZM246 256V255H245ZM256 256V257H257ZM62 257H66V259L64 258V259H60V258H62ZM76 257V256H75ZM237 257H239V256H237L236 255V258ZM255 257V258H256ZM41 258V257H40ZM40 258H39V261H41L40 260ZM54 258V259H55ZM73 258V257H72ZM172 258H173V255H172ZM226 258V260L224 261V259ZM235 258V257H234ZM240 258V257H239ZM255 258H253V259H251V258H249L250 259V261H249V259H248V261L250 262L249 264H264V261H262V259H260L259 257H257V258H259V259H255ZM74 259V258H73ZM143 259V258H142ZM167 259H169L168 257H167ZM166 259V260H167ZM218 259V260H217ZM242 259V258H241ZM75 260H74V264H75ZM143 260H145V259H143ZM142 260V261H143ZM165 260V261H166ZM263 260H264V257H263ZM60 261V262H61ZM71 261V262H70ZM130 261V262H131ZM141 261V260H140ZM168 261H171V260H168ZM241 261V260H240ZM24 262V263H23ZM60 262H58V263H60ZM66 262V263H65ZM122 262H121V264H122ZM146 262V261H145ZM172 262V261H171ZM170 262V263H171ZM223 262V263H222ZM261 262V263H260ZM53 263V262H52ZM73 264V260L72 259H70L69 260V263L68 264ZM138 263H140V262H138ZM233 263V262H232ZM235 263H237V261L235 262ZM234 263V264H235ZM101 264V263H100ZM128 264V263H127ZM130 264V263H129ZM140 264H142V262L140 263ZM231 264V263H230ZM241 264V263H240Z\"/></svg>",
  "mask_w": 264,
  "mask_h": 264
}]
</instances>
